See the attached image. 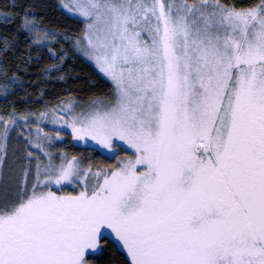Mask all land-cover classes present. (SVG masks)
<instances>
[{
	"label": "snow or ice",
	"instance_id": "snow-or-ice-1",
	"mask_svg": "<svg viewBox=\"0 0 264 264\" xmlns=\"http://www.w3.org/2000/svg\"><path fill=\"white\" fill-rule=\"evenodd\" d=\"M60 4L111 88L0 115V264H264V0ZM19 30L0 52L59 71L57 30L31 11Z\"/></svg>",
	"mask_w": 264,
	"mask_h": 264
},
{
	"label": "trees",
	"instance_id": "trees-1",
	"mask_svg": "<svg viewBox=\"0 0 264 264\" xmlns=\"http://www.w3.org/2000/svg\"><path fill=\"white\" fill-rule=\"evenodd\" d=\"M236 3L246 5L249 0H236ZM26 11L35 12L42 26L57 30V41L52 42L51 47L57 52H66L67 56L59 71L48 74L44 72V67L55 63V60L49 59L47 48L43 50L39 60L34 58L27 63V67L19 59L20 55L25 58L28 55V50L22 44L18 46L15 56L0 52V65L7 64L9 74L16 72V66L20 65L17 74L22 77L23 82L22 87L11 93L7 99H3L0 94V115H5L13 107L18 111L29 106L39 109L44 100L55 101L57 97H67L69 94L78 101L107 96L111 82L75 50L72 38L80 32L82 24L78 18L62 8L60 0H0V39L17 37L19 23ZM32 51L35 52L36 49ZM60 75L64 76L63 80L57 79ZM41 93L43 100H40ZM18 131L19 129H15L11 132V142L16 141ZM66 151L70 155L82 157L85 163L88 160L94 164L104 161L103 156L88 152L83 145L78 148L68 146Z\"/></svg>",
	"mask_w": 264,
	"mask_h": 264
},
{
	"label": "rangeland",
	"instance_id": "rangeland-1",
	"mask_svg": "<svg viewBox=\"0 0 264 264\" xmlns=\"http://www.w3.org/2000/svg\"><path fill=\"white\" fill-rule=\"evenodd\" d=\"M67 10V9H66ZM68 11V10H67ZM69 12V11H68ZM70 13V12H69ZM70 14H72V13H70ZM73 15V14H72ZM82 56H83V54L82 53H80ZM88 62H90L93 66H94V64H93V62L92 61H90V60H88V58L87 57H85V56H83ZM22 85H23V82H22ZM18 88H20V87H14V90H12L11 91V93H13L14 91H16V90H18ZM0 94H1V96H2V98L3 99H7L8 97H9V95H4L3 94V92H0ZM44 102H47V101H45L44 100ZM13 130H15V128H13V129H10V131H9V137L11 138V132L13 131ZM68 140H70L71 138L69 137V138H67ZM12 140L10 139V145L11 144H13V143H15V140L13 141V142H11ZM72 144H70V143H67V141L65 142V144H63V145H60L61 147H64L65 149L67 148L68 149V146H71ZM82 145V144H81ZM9 155H11V151H9Z\"/></svg>",
	"mask_w": 264,
	"mask_h": 264
}]
</instances>
